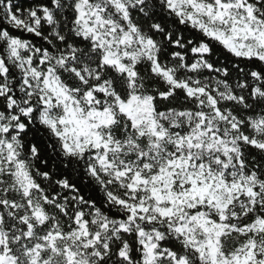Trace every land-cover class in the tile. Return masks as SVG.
Here are the masks:
<instances>
[{
	"label": "snow or ice",
	"instance_id": "6c2138e0",
	"mask_svg": "<svg viewBox=\"0 0 264 264\" xmlns=\"http://www.w3.org/2000/svg\"><path fill=\"white\" fill-rule=\"evenodd\" d=\"M0 264H264V0H0Z\"/></svg>",
	"mask_w": 264,
	"mask_h": 264
}]
</instances>
